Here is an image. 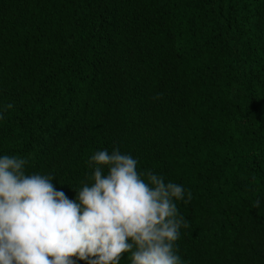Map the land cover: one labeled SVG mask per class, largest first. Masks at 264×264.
<instances>
[{
	"label": "trees",
	"instance_id": "trees-1",
	"mask_svg": "<svg viewBox=\"0 0 264 264\" xmlns=\"http://www.w3.org/2000/svg\"><path fill=\"white\" fill-rule=\"evenodd\" d=\"M9 103L0 156L75 199L119 148L191 193L183 264H264V0H0Z\"/></svg>",
	"mask_w": 264,
	"mask_h": 264
},
{
	"label": "clouds",
	"instance_id": "clouds-1",
	"mask_svg": "<svg viewBox=\"0 0 264 264\" xmlns=\"http://www.w3.org/2000/svg\"><path fill=\"white\" fill-rule=\"evenodd\" d=\"M138 164L119 148L96 151L90 183L70 199L54 175L29 174V158L0 156V264H120L126 253L130 264H183L177 241L189 225L176 202L191 193Z\"/></svg>",
	"mask_w": 264,
	"mask_h": 264
}]
</instances>
